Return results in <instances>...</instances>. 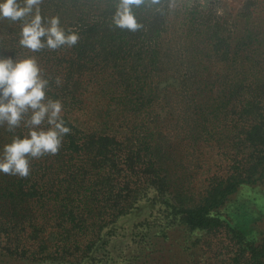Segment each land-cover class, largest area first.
Listing matches in <instances>:
<instances>
[{"label":"trees","instance_id":"1","mask_svg":"<svg viewBox=\"0 0 264 264\" xmlns=\"http://www.w3.org/2000/svg\"><path fill=\"white\" fill-rule=\"evenodd\" d=\"M114 2L42 0L39 14L79 41L35 53L19 44L22 22L0 18V58L35 57L71 129L57 155L31 160L27 178L0 173V264H109L121 229L136 245L122 264H202L174 227L217 237L199 246H216L223 264H264V0L224 15L162 0L161 12L135 9V33L110 26ZM6 127L0 155L29 131ZM184 148L192 166L209 149L227 163L209 172L199 202L194 186L173 194ZM238 195L250 201L227 214Z\"/></svg>","mask_w":264,"mask_h":264},{"label":"clouds","instance_id":"2","mask_svg":"<svg viewBox=\"0 0 264 264\" xmlns=\"http://www.w3.org/2000/svg\"><path fill=\"white\" fill-rule=\"evenodd\" d=\"M42 0H3L0 2V18L21 21L19 44L32 52L44 48L56 50L64 45L75 46L79 36L60 26L58 16L49 19L39 14ZM162 0H115L111 15L112 27L135 33L144 28L138 21L135 9L153 8L161 12ZM167 6H175V0H168ZM33 9H36L33 16ZM32 16L30 20L26 17ZM59 85L60 80L57 78ZM48 80L42 76L35 57L13 60L0 58V126L14 132L21 127L29 131L23 137L15 135L11 143L5 144L0 155V173L27 178L30 175L31 160L59 153L65 135L71 129L62 118L63 105L46 95ZM47 123L48 127L41 125Z\"/></svg>","mask_w":264,"mask_h":264},{"label":"rangeland","instance_id":"3","mask_svg":"<svg viewBox=\"0 0 264 264\" xmlns=\"http://www.w3.org/2000/svg\"><path fill=\"white\" fill-rule=\"evenodd\" d=\"M248 0H175L176 5H178L181 9H185L189 6H194L195 4H200V6L204 9H208L210 6H212V4L218 9V12L220 15H224L226 12V9L228 10L229 8H234V7H240L241 5H243L244 2H246ZM183 137H180V139L178 141H180ZM175 148H177V145L175 146ZM183 153H185L187 159H191L193 157V150L190 149H186L184 148L182 150ZM210 149L209 150H204L203 154H202V159L201 161L198 163V165L196 166H192L193 162L189 159L187 160V170L181 171L179 169H176L173 171V180H174V185H173V194H175L174 191H176V187H178V190L181 191H185L184 189L187 187H192L194 186V190L193 193L196 195V202H199L201 200V198L203 197V192L205 191V188L207 187L208 183H209V179L208 177L210 176L209 172H218L221 170V167H223V169H227L226 165L227 163L225 161H222L221 159L217 160V163H214L212 161L213 158V154H210ZM181 156V155H180ZM178 162H176L177 164ZM175 164V165H176ZM174 165V166H175ZM225 172V171H224ZM190 194V193H189ZM235 200H237L236 202H234ZM250 201V195H238L235 198L233 197L226 213L227 214H231L234 213V206H240L244 201ZM253 209H255L252 206ZM258 214V213H257ZM256 214V216H257ZM156 218H158V221H165V215L164 214H157ZM137 220V219H136ZM141 220V219H140ZM261 229H264V219L261 221V223L259 224ZM125 231L124 229H121L120 231H118L117 234H120L121 236L117 237L118 241H115L112 244V247H110V252H107L108 256H111L112 259H109L108 256H101L100 258L102 259H106L108 258L110 261L109 264H122V259L120 258V255L122 254V252H124V250H126V248L128 247V245L132 246H136L134 244V238L132 234H129L128 232H123ZM175 231V238L181 239V241H187L186 245H189L191 248L194 247V243H196V250H195V257L198 261L206 264H223L220 260L221 257H219L217 254L219 252V250H216V246L214 249L209 248L206 252H203L201 247L199 245H201V243H204L206 239H209L210 241H213V244L215 245L216 242L218 241L217 237L216 238H212V236L207 235L206 233H200V232H196V233H190L189 231H186L183 228H178V227H174L173 230H171V235L172 233ZM125 233V234H124ZM126 235V238H125ZM174 238V237H173ZM208 242V243H209ZM111 246V244H110ZM133 246V247H134ZM112 249V250H111ZM180 250H182L183 248H179ZM111 253V255H110ZM128 253V251H127ZM166 254V251H164L163 253L161 252V254H155L152 256L153 259H156L158 257H163ZM176 254V256H178V258L181 256V254H179V252L176 249V252L173 253ZM162 260V259H161ZM156 260H152L150 263L148 264H155Z\"/></svg>","mask_w":264,"mask_h":264}]
</instances>
